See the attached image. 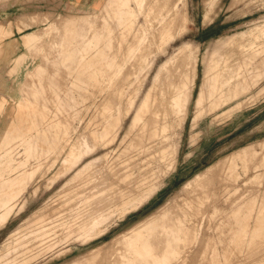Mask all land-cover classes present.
<instances>
[{"label":"rangeland","instance_id":"obj_1","mask_svg":"<svg viewBox=\"0 0 264 264\" xmlns=\"http://www.w3.org/2000/svg\"><path fill=\"white\" fill-rule=\"evenodd\" d=\"M100 2L0 0V264H264V0Z\"/></svg>","mask_w":264,"mask_h":264},{"label":"crops","instance_id":"obj_2","mask_svg":"<svg viewBox=\"0 0 264 264\" xmlns=\"http://www.w3.org/2000/svg\"><path fill=\"white\" fill-rule=\"evenodd\" d=\"M67 1H71V2H75V3H78V2H87V4H89L90 2L92 3V2H94L95 0H67ZM103 0H101V2H102ZM100 2V3H101ZM95 10V8H92L91 10H88L89 12H92V11H94ZM87 11V12H88ZM87 12H85V13H87Z\"/></svg>","mask_w":264,"mask_h":264}]
</instances>
